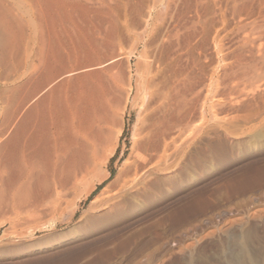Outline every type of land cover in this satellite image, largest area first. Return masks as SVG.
Here are the masks:
<instances>
[{"label":"rangeland","instance_id":"rangeland-1","mask_svg":"<svg viewBox=\"0 0 264 264\" xmlns=\"http://www.w3.org/2000/svg\"><path fill=\"white\" fill-rule=\"evenodd\" d=\"M167 2L0 0L8 25L0 28V134L8 129L0 147L18 95L51 76L17 120L31 107L40 112L50 93L106 94L111 104L94 126L103 134L75 162L51 163L26 203L0 215V264H224L228 235L241 234L249 258L264 264V212H248L253 196L264 202V119L244 117L264 113V0H202L209 24L193 54L204 73L187 97L186 120L171 130L178 154L169 170L149 169L125 192L110 187L139 128L142 38L167 16ZM131 15L142 25L128 36ZM114 57L115 67L106 65ZM238 211L241 221L205 234L206 219Z\"/></svg>","mask_w":264,"mask_h":264},{"label":"bare ground","instance_id":"bare-ground-1","mask_svg":"<svg viewBox=\"0 0 264 264\" xmlns=\"http://www.w3.org/2000/svg\"><path fill=\"white\" fill-rule=\"evenodd\" d=\"M169 2L167 3L170 11L167 16L160 18L159 24L157 22L147 28L142 38L144 51L141 55L144 61H140L139 64L140 66L142 64L140 78L144 96L139 128L129 157L119 167L110 183V187L113 188L120 186V192H125L139 184L143 174L149 169H170L172 163L170 164L169 160L179 151L178 140L172 135L171 130L184 121L182 119H185L189 106L193 104L187 97L204 73H202L203 65L199 58L194 56L193 51L199 47L201 36L203 37L208 30L207 15L210 6L202 3V0L193 4H190V0H174L173 3L169 0ZM193 12L194 15L189 14ZM137 17L131 15L128 17L129 20L125 19L130 21L123 29L128 36L142 25L140 18L138 20ZM2 19H0V28L5 32L8 25ZM136 35L140 34L135 32ZM118 58H111L112 60L107 61L106 65L114 66ZM55 78L56 75L43 82L39 80L41 82L38 81L39 85L33 89L27 87L28 90L25 89L27 91L22 92L23 94L18 95L15 100L14 114L10 115L7 121V128L11 127V129L0 147V215L10 213L12 209L20 208L24 202L26 203L32 184L38 185L42 181L43 171L51 163L61 165L65 162H75L79 157L80 147L87 148L91 138L103 134L99 123L104 122L111 113V104L105 97L106 94L101 97L95 93L81 92L72 97L63 94L54 96L55 93H50L48 97L42 99L43 108L40 112L31 107L21 120L20 118L17 120L21 109L33 101L40 91L46 88L45 85H51ZM238 91L241 93L243 89L240 88ZM233 100L235 101L236 97ZM236 101L238 102V99ZM244 114L247 123L264 119L262 111ZM97 120L99 123L96 130L94 126ZM7 130L0 135H5ZM120 132L121 130L118 133ZM261 194L264 198V191ZM261 201L258 196H253L248 207L250 215L257 216L264 212V202ZM216 217L215 221L206 219L204 222L205 234L210 235L223 228L225 230L226 224L231 225L241 221L244 214L239 211L220 212ZM246 236L248 235H228L230 242L223 255L224 264L256 263L248 256ZM185 239H189L188 236Z\"/></svg>","mask_w":264,"mask_h":264},{"label":"trees","instance_id":"trees-1","mask_svg":"<svg viewBox=\"0 0 264 264\" xmlns=\"http://www.w3.org/2000/svg\"><path fill=\"white\" fill-rule=\"evenodd\" d=\"M102 186H103V184H102ZM100 188V187H99Z\"/></svg>","mask_w":264,"mask_h":264}]
</instances>
